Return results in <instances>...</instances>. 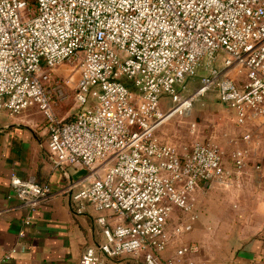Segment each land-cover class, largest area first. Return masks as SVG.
<instances>
[{"label":"built area","instance_id":"built-area-1","mask_svg":"<svg viewBox=\"0 0 264 264\" xmlns=\"http://www.w3.org/2000/svg\"><path fill=\"white\" fill-rule=\"evenodd\" d=\"M66 61L79 65L70 121L54 114L55 88L48 85L53 68ZM199 69V85L185 92L186 78ZM210 91L238 124H264V0H0V111L35 107L56 165L85 171L86 184L71 197L75 211L91 205L118 218L77 264H114L122 256L203 264L194 259V242L175 244L164 256L192 227L187 221L169 229L171 216L178 209L194 219L191 196L199 184L228 183L249 154L235 149V170H227L215 143L193 140L179 152L157 130ZM162 96L172 104L167 111ZM188 126L197 133L195 121ZM10 184L30 210L51 196L49 185L15 174Z\"/></svg>","mask_w":264,"mask_h":264},{"label":"crops","instance_id":"crops-1","mask_svg":"<svg viewBox=\"0 0 264 264\" xmlns=\"http://www.w3.org/2000/svg\"><path fill=\"white\" fill-rule=\"evenodd\" d=\"M12 174L49 185L51 196L30 210L16 196ZM84 175L75 166L56 165L46 120L35 107L17 115L0 111V264H77L87 247L104 241L103 227L112 228L118 218L91 205L75 211L71 197L86 184ZM191 197L196 217L177 209L169 229L187 221L192 227L175 238L164 256L175 244L194 242L199 245L194 259L203 264H264V166L238 177L234 173L225 184L201 182ZM99 217L105 218L104 225ZM13 248L16 252L5 259ZM113 262L144 264L131 256Z\"/></svg>","mask_w":264,"mask_h":264},{"label":"rangeland","instance_id":"rangeland-1","mask_svg":"<svg viewBox=\"0 0 264 264\" xmlns=\"http://www.w3.org/2000/svg\"><path fill=\"white\" fill-rule=\"evenodd\" d=\"M202 75L203 72L199 69L196 75L187 77L185 92L194 91ZM78 77L77 61H66L53 68L52 79L48 85L51 90L55 88L52 109L56 117L67 119L73 116L74 91ZM177 88L182 89L181 86ZM160 106L163 111H167L172 104L166 96H162ZM186 113H176L168 118L157 130L158 137L173 144L179 152L184 151L193 140H209L223 152V162L227 170H235L231 157L234 150L246 148L249 157L244 170H255V164H261L263 168L264 124L255 122L238 124L233 113L218 101L212 91L196 97L192 102V108L190 110L186 108ZM191 121L196 122V134H192L189 130L188 124ZM245 133L251 135L249 141L241 139Z\"/></svg>","mask_w":264,"mask_h":264},{"label":"trees","instance_id":"trees-1","mask_svg":"<svg viewBox=\"0 0 264 264\" xmlns=\"http://www.w3.org/2000/svg\"><path fill=\"white\" fill-rule=\"evenodd\" d=\"M31 1V3H34V0H30ZM72 119V117H70V118H67V119H65L66 121H70Z\"/></svg>","mask_w":264,"mask_h":264}]
</instances>
